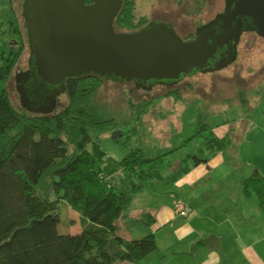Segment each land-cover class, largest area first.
Instances as JSON below:
<instances>
[{
    "label": "trees",
    "instance_id": "obj_1",
    "mask_svg": "<svg viewBox=\"0 0 264 264\" xmlns=\"http://www.w3.org/2000/svg\"><path fill=\"white\" fill-rule=\"evenodd\" d=\"M134 9L135 0H122L113 20L115 31H136L152 21L136 16ZM21 48L8 46L0 56V264L139 262L156 249L154 234L125 239L116 222L132 194L149 187L170 166V151L146 156L139 144V120L154 98L136 102L129 98L133 115L118 122L104 115L94 99L105 78L84 74L64 81L66 102L57 110L27 111L20 103L12 104L5 88ZM178 83L164 86L162 95L181 97ZM206 118L205 113L198 114L193 134L180 146L214 140ZM112 128L119 147L127 148L119 159L106 154L100 144L99 134ZM182 166L178 172L187 168ZM242 192L254 193L264 205V177L255 172L245 178ZM60 198L98 227L59 233ZM220 208L235 210L227 204Z\"/></svg>",
    "mask_w": 264,
    "mask_h": 264
},
{
    "label": "crops",
    "instance_id": "obj_2",
    "mask_svg": "<svg viewBox=\"0 0 264 264\" xmlns=\"http://www.w3.org/2000/svg\"><path fill=\"white\" fill-rule=\"evenodd\" d=\"M232 77L240 82L233 94L239 100L240 113L230 110L227 115L228 110L222 109L225 116L213 122L208 119L218 112H203L214 140L206 143L201 139L195 150L171 160L172 152L198 142L180 146L193 130L175 145L161 150L160 153L170 151V166L149 187L132 194L131 201L144 192L142 195L149 197L139 206L144 216L140 220L146 221L143 234L152 232L157 247L139 262L127 264H264V205L254 193L242 192L245 178L255 172L264 177V63L254 72ZM255 81L259 86L255 99H250L248 90ZM215 84L212 91H216ZM224 101L233 104L229 96ZM196 122L197 117L193 129ZM238 126L239 134H232ZM182 165L187 168L178 172ZM176 200L190 208L186 216L175 213ZM221 204L235 210H222Z\"/></svg>",
    "mask_w": 264,
    "mask_h": 264
},
{
    "label": "water",
    "instance_id": "obj_3",
    "mask_svg": "<svg viewBox=\"0 0 264 264\" xmlns=\"http://www.w3.org/2000/svg\"><path fill=\"white\" fill-rule=\"evenodd\" d=\"M224 1L222 13L198 26L194 38L183 39L163 21H150L136 31H115L113 20L122 0H23L28 64L50 91L36 105L24 87L30 69L17 72L21 107L51 113L65 90L64 81L84 74L134 81L135 87L150 90L175 85L194 72L220 70L235 60L240 33L248 29L242 28L241 17L264 37V0Z\"/></svg>",
    "mask_w": 264,
    "mask_h": 264
},
{
    "label": "rangeland",
    "instance_id": "obj_4",
    "mask_svg": "<svg viewBox=\"0 0 264 264\" xmlns=\"http://www.w3.org/2000/svg\"><path fill=\"white\" fill-rule=\"evenodd\" d=\"M23 0H0V56L8 48V41L17 37L22 48L17 60L11 68L9 78L5 83L8 96L13 105H18L19 99L15 89L14 74L18 70L26 68L28 58V42L26 28L21 15V5ZM10 5L15 9V14L8 10ZM223 6V0H135L134 13L136 16H146L147 20L171 22L177 33L183 37H191L194 28L211 18ZM11 19V21L9 20ZM17 34L14 35L12 28L15 26ZM14 48H17L15 46ZM5 50V51H4ZM6 52L4 53V55ZM264 37L255 33H244L238 46V52L234 62L228 66L214 72H194L185 76L178 83L181 90V97L176 98L173 95H162L166 87L154 85L150 90H143L132 86L130 82H122L117 79H104L99 87L95 101L105 111L106 116H112L118 122L130 119L133 115L128 103L131 98L133 102L139 101L142 97L154 98V101L147 106L146 111L141 115L139 120L140 127V145L146 156L154 153H160L161 150L167 149L168 146L175 145L185 135H189L194 130V121L200 112L214 113L209 121H217L223 118L225 113L222 109L235 110L236 114L240 113L239 100L234 99L233 94L239 87L240 82L234 79L233 74L254 72L256 68L261 67L264 63ZM2 58L0 59V63ZM223 77H226L223 78ZM223 78L224 80H221ZM228 78V79H227ZM232 78V79H231ZM186 82L192 83L193 86L185 85ZM216 91H212V84ZM264 83V82H263ZM256 81L250 86L248 95L255 99ZM229 96L233 104L224 101V97ZM253 99V102H254ZM66 102L65 94L57 97V110ZM54 109V110H55ZM240 126L232 134H239ZM114 128L99 134L101 138V147L106 154L117 159L121 158L127 148L119 147L115 141L117 132ZM133 140V137H132ZM201 141L192 142L187 148L181 151L172 152L170 159L182 155L186 151H193ZM90 147V145H88ZM147 193V192H146ZM142 194H145L142 193ZM140 194L139 197L131 201V204L125 210L124 215L117 222V231L125 237H141L144 235L146 228L145 219L140 215L139 206L149 201V197ZM55 196L53 195V198ZM152 200V199H150ZM57 211L59 213V222L57 231L59 233H77L85 228H96L97 224L90 222L82 217L76 210L69 206L64 199L58 200ZM139 230H142L139 233ZM138 231V232H137Z\"/></svg>",
    "mask_w": 264,
    "mask_h": 264
},
{
    "label": "flooded vegetation",
    "instance_id": "obj_5",
    "mask_svg": "<svg viewBox=\"0 0 264 264\" xmlns=\"http://www.w3.org/2000/svg\"><path fill=\"white\" fill-rule=\"evenodd\" d=\"M9 1V0H8ZM224 8H225V1L223 0V6H222V8L218 11V12H216L211 18H209L208 20H206V21H204V22H202V23H200V24H198L195 28H194V32H193V35L191 36V37H187L186 39H192V38H194L195 37V30H196V28L198 27V26H201V25H203V24H205V23H207V22H209V21H211L213 18H214V16L216 15V14H218V13H222L223 11H224ZM8 10H9V12L11 13V14H15V9L13 8V6L12 5H10V8L8 7ZM10 21H11V19H9ZM242 22H243V26H242V28H248L247 30H242V32L240 33V36H239V40H238V43H237V52H238V46H239V43H240V41H241V37H242V35L244 34V33H247V32H250V33H255L253 30H251L250 28H252V23H251V21L248 19V18H245V17H241V19H240ZM24 21V20H23ZM166 21V23H168L169 25H173L171 22H169V21H167V20H165ZM24 23V22H23ZM24 25H25V23H24ZM16 26L17 25H15L13 28H12V32H13V34L14 35H16L17 34V32H16V30H19L18 28H16ZM247 26V27H246ZM250 27V28H249ZM212 27H210V29H211ZM208 29V28H207ZM206 29V30H207ZM8 44H9V50H12L13 49V47H15V46H20V44H19V40H18V38L15 36V37H13L12 39H10L9 41H8ZM237 56V55H236ZM236 59V58H235ZM234 62V61H233ZM233 62H231L230 64H232ZM230 64H228V65H230ZM227 65V66H228ZM26 69H30V72L32 73V76L24 83V87L26 88V90H27V92H28V94H29V97L31 98V100H33L35 103H36V105H40V104H42V103H44L45 102V98H46V95H48L49 94V91H50V86H48V85H46V84H44V83H41L40 82V80L34 75V71H33V67L32 66H30L29 64H28V58H27V63H26V68L24 69V70H26ZM19 71H23V70H18V71H16L15 72V74L17 73V72H19ZM15 74H14V76H15ZM184 79V78H183ZM183 79H181V80H179V82L180 81H182ZM131 83V85L132 86H134V81H131L130 82ZM161 86H165V85H161ZM18 94V93H17ZM18 99H19V95H18Z\"/></svg>",
    "mask_w": 264,
    "mask_h": 264
},
{
    "label": "built area",
    "instance_id": "obj_6",
    "mask_svg": "<svg viewBox=\"0 0 264 264\" xmlns=\"http://www.w3.org/2000/svg\"><path fill=\"white\" fill-rule=\"evenodd\" d=\"M173 209L175 213L181 215V216H186L190 212V208L185 205L182 201L176 200L173 204Z\"/></svg>",
    "mask_w": 264,
    "mask_h": 264
}]
</instances>
